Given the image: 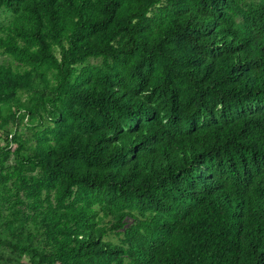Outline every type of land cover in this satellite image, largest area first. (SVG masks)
Here are the masks:
<instances>
[{
    "label": "trees",
    "instance_id": "16d2710c",
    "mask_svg": "<svg viewBox=\"0 0 264 264\" xmlns=\"http://www.w3.org/2000/svg\"><path fill=\"white\" fill-rule=\"evenodd\" d=\"M0 264H264V0H0Z\"/></svg>",
    "mask_w": 264,
    "mask_h": 264
},
{
    "label": "rangeland",
    "instance_id": "374dc122",
    "mask_svg": "<svg viewBox=\"0 0 264 264\" xmlns=\"http://www.w3.org/2000/svg\"><path fill=\"white\" fill-rule=\"evenodd\" d=\"M2 18V17H1Z\"/></svg>",
    "mask_w": 264,
    "mask_h": 264
}]
</instances>
